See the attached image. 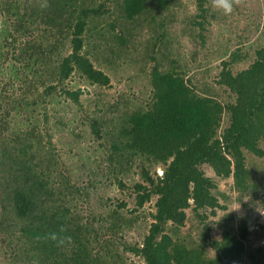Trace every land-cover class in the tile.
Returning a JSON list of instances; mask_svg holds the SVG:
<instances>
[{
	"label": "trees",
	"instance_id": "trees-1",
	"mask_svg": "<svg viewBox=\"0 0 264 264\" xmlns=\"http://www.w3.org/2000/svg\"><path fill=\"white\" fill-rule=\"evenodd\" d=\"M91 1L26 0L18 10L2 8L16 20V33L30 35L4 70L13 82L22 81L21 97L0 103L5 112L0 119V237L7 241L10 264H136L130 254L144 264H242L246 258L264 264V244L250 251L247 238L252 229L246 225H222L218 239L211 237L206 225L199 242L182 232L188 209L204 223L208 210L215 214L224 207L218 183L206 174L205 165L220 179L233 177L234 187L242 194L264 192L263 183L254 182L245 155L246 151L264 155L260 146L264 140V44L256 49L250 66L237 73L229 66L243 57L241 49L222 62L216 82L226 98L210 86L196 88L173 60L174 66L166 70L157 65L147 76L143 102L113 97L85 109L81 101L85 90L68 82L74 74L93 86H111V77L95 66L86 49L90 43L86 32H93L90 20L109 12L103 4L91 8ZM171 1L119 0L125 30L130 34L133 28H156ZM202 19L206 20L203 14ZM116 28L111 23L110 30ZM16 33L9 26L0 28L7 47L18 42ZM117 35L120 46L129 48L124 37ZM162 38L157 35V40ZM32 45L37 46L34 51L29 50ZM135 67L146 74L142 66ZM59 96L79 107L83 125L104 158L91 172V157L89 162L82 156L78 159L79 171L89 172L82 185L72 182V171L58 157L55 135L46 127L49 107L60 104ZM13 111L22 116L18 119L22 128L8 135L7 121ZM57 117L67 124L59 113ZM101 164H106L122 188L127 187L123 177L133 168L140 169L143 181L134 185L135 207L129 213L156 198L153 220L140 242L132 243L123 235L137 218H128L123 211L128 202L96 197ZM158 166L163 167L162 175L156 171ZM258 226L264 230V222Z\"/></svg>",
	"mask_w": 264,
	"mask_h": 264
},
{
	"label": "rangeland",
	"instance_id": "rangeland-1",
	"mask_svg": "<svg viewBox=\"0 0 264 264\" xmlns=\"http://www.w3.org/2000/svg\"><path fill=\"white\" fill-rule=\"evenodd\" d=\"M31 1L41 3V0ZM118 1H91L93 2L91 8L103 4V9L108 8L109 12L90 20L93 32L91 30L86 32V42H90L86 45V49L89 50L95 66L111 77V86H93L79 74H74L68 82L72 88L80 87L85 90L81 96V101L86 105L85 109L90 106L95 107L97 100L113 97L121 100L122 97H130L134 101L143 102L148 93L145 88L147 76L157 65H162L166 70L174 66L173 60H176L175 65H179V69L184 70L186 78L196 88L201 90L204 86H210L216 90L220 98H226L222 88L216 82L223 70L222 62L230 61L231 54L241 49L242 58L245 57V60L240 57L229 66L234 73H237L250 66L256 49L264 44V0H231L232 11L228 14L216 7L214 0H172L168 10L159 16L160 20L156 23V28H133L130 34L125 30V22L121 19ZM22 4H26V0H0V28L9 26L16 33L13 27L16 20L11 19L6 11H2V8L12 6L13 9L18 10L17 6L22 7ZM202 14L206 17L205 21L202 19ZM111 23L117 27L114 32L110 30ZM160 23H163L161 28ZM198 23H203V27ZM21 33L15 34L18 39L15 46L7 47L5 40L3 41L0 37V47L3 46L2 49L0 48L3 52L0 55V67L3 69H0V103L8 104L9 102L10 104L22 94V81L13 82L9 79V75L4 74L5 68L13 64L14 51L28 43L30 39V35L26 36L25 33L21 35ZM101 33L107 36L106 39L99 37ZM116 34L124 37L130 45L129 48L120 46ZM160 34L163 36L161 41L157 40V35ZM32 47L30 51L37 48L36 45ZM135 66H142L146 74L140 73L139 68ZM58 100L60 104L49 107L51 112L49 124H46V127L55 135L53 142L58 148V157L72 171V182L79 181V185H82L88 179L87 174L98 167L104 158L97 150L99 147L93 140L94 136L88 131L87 126L83 125L82 121L85 117L79 107L67 101L65 97L59 96ZM4 113L3 109L0 110V119L5 116ZM57 113L65 119L67 124L60 122ZM21 118L22 116L14 111L10 113L7 121L9 129L5 131L8 135L22 128L18 121ZM224 119L223 128L226 118ZM260 146L264 150V140ZM245 155L247 166L253 173L254 182L264 185V155L260 157L248 151ZM81 156L87 162H89L88 157H91L92 162L90 168L88 167L89 172L84 174L83 171H79L78 166L81 162L77 163ZM101 166L103 171L97 176V181L100 182L99 188L96 189V197L111 196L116 203V198H119V201L123 199L128 202L127 208L123 211L128 218H137L133 221V227L123 235L125 234V238L132 243L140 242L153 220L151 213L156 211V198L134 214L129 213L128 211L135 207L134 185L143 181L140 169L133 168L123 177L127 187L122 188L114 178H111L106 164ZM203 169L208 176L216 179L220 193L218 196L224 207L217 209L215 214L208 210L204 223L191 208L188 209V219L182 228L183 234L190 235L192 240L199 242L206 225H209L211 237L218 239L223 235L222 225L238 227L242 224L252 229L247 238V245L250 251L256 252V249L264 244V230L258 226L264 222V206L260 199L264 192L261 191L258 196L242 194L234 187L233 177L220 179L208 165L203 166ZM156 171L159 175L164 172L162 166H158ZM84 208L83 214L86 215L89 208L87 205ZM6 243L0 237V264H10ZM213 254L211 252V255ZM129 256L130 260L135 261L136 264H144L138 256L133 254ZM242 264H253V262L246 258Z\"/></svg>",
	"mask_w": 264,
	"mask_h": 264
},
{
	"label": "clouds",
	"instance_id": "clouds-1",
	"mask_svg": "<svg viewBox=\"0 0 264 264\" xmlns=\"http://www.w3.org/2000/svg\"><path fill=\"white\" fill-rule=\"evenodd\" d=\"M215 6L222 9L225 14L231 13L232 3L231 0H214Z\"/></svg>",
	"mask_w": 264,
	"mask_h": 264
}]
</instances>
